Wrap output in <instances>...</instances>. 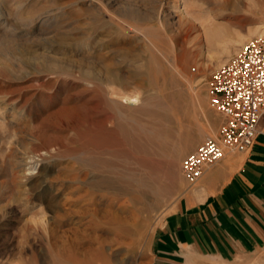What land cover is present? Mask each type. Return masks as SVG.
Returning <instances> with one entry per match:
<instances>
[{"label": "rangeland", "instance_id": "rangeland-1", "mask_svg": "<svg viewBox=\"0 0 264 264\" xmlns=\"http://www.w3.org/2000/svg\"><path fill=\"white\" fill-rule=\"evenodd\" d=\"M215 1L0 0V264L149 263L219 136L210 74L264 31V0Z\"/></svg>", "mask_w": 264, "mask_h": 264}, {"label": "crops", "instance_id": "crops-1", "mask_svg": "<svg viewBox=\"0 0 264 264\" xmlns=\"http://www.w3.org/2000/svg\"><path fill=\"white\" fill-rule=\"evenodd\" d=\"M199 180L157 228L148 264L191 255L239 261L264 250V118L252 151L228 152Z\"/></svg>", "mask_w": 264, "mask_h": 264}, {"label": "built area", "instance_id": "built-area-1", "mask_svg": "<svg viewBox=\"0 0 264 264\" xmlns=\"http://www.w3.org/2000/svg\"><path fill=\"white\" fill-rule=\"evenodd\" d=\"M210 104L222 114L218 139L207 138L182 161V172L195 184L228 152L252 150L264 118V33L248 39L239 52L212 70Z\"/></svg>", "mask_w": 264, "mask_h": 264}, {"label": "bare ground", "instance_id": "bare-ground-1", "mask_svg": "<svg viewBox=\"0 0 264 264\" xmlns=\"http://www.w3.org/2000/svg\"><path fill=\"white\" fill-rule=\"evenodd\" d=\"M214 3L217 5V4L219 3V1L216 0ZM263 33H264V31H263ZM109 181H110V180H109ZM114 181H115V180H114ZM135 181H136L137 184H141V183H140L141 181H139V180H137V179H136ZM107 182H108V181H107ZM115 182H116V181H115ZM112 183H113V182H112ZM114 184H115V183H114ZM107 185H109V184H107ZM109 186H110V185H109ZM90 222H91V221H90ZM71 241H72V240H71ZM71 241H70V242H71ZM72 243H73V241H72ZM73 246H74V245H73ZM73 246H72V247H73ZM73 248H75V247H73ZM102 252H103V251H102ZM63 255H64V254H63ZM94 255H95V254H94ZM94 255H93V256H94ZM103 256H104V255H103ZM105 256H106V255H105ZM104 258L106 259V257H104ZM57 259H60V258H57ZM62 260H63V259H62ZM67 260H68V259H67ZM107 260H108V259H107ZM107 260H106V261H107ZM103 262H104V261H103ZM61 263H62V261H61ZM108 263H109V262H108ZM105 264H106V263H105Z\"/></svg>", "mask_w": 264, "mask_h": 264}]
</instances>
